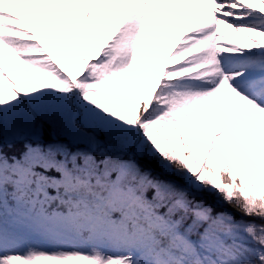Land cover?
<instances>
[{"label": "snow or ice", "instance_id": "1", "mask_svg": "<svg viewBox=\"0 0 264 264\" xmlns=\"http://www.w3.org/2000/svg\"><path fill=\"white\" fill-rule=\"evenodd\" d=\"M262 40L264 0H0V264H264Z\"/></svg>", "mask_w": 264, "mask_h": 264}, {"label": "rangeland", "instance_id": "2", "mask_svg": "<svg viewBox=\"0 0 264 264\" xmlns=\"http://www.w3.org/2000/svg\"><path fill=\"white\" fill-rule=\"evenodd\" d=\"M173 11H175V9H173ZM195 12H196V9L194 8L192 14H194ZM183 17H185V18L187 17V19H190V16H188V14H187V6L186 5H185L184 9L181 11V14H180V18H183ZM168 22L173 23L174 22V17L169 16L168 17ZM181 22L182 21H180V20L178 21V23H181ZM150 23H151L152 28L158 33L159 30H156V28L159 25L155 21H151ZM226 35L230 39L236 41L238 44L242 43L241 38L239 36H237L235 33L231 32V30H226ZM146 40H147L148 43L153 42L154 41V37H152L151 35H146ZM262 42H264V40H262ZM4 55H5L6 61H7L8 58H11L12 61L14 62V64H15L14 71H16V72L18 71L20 74L29 72L28 69L24 68V66L18 64V62L16 61V58L13 56L12 53L8 52L7 49L4 50Z\"/></svg>", "mask_w": 264, "mask_h": 264}, {"label": "trees", "instance_id": "3", "mask_svg": "<svg viewBox=\"0 0 264 264\" xmlns=\"http://www.w3.org/2000/svg\"><path fill=\"white\" fill-rule=\"evenodd\" d=\"M69 11H71V8H69ZM73 15H75V13H73ZM184 26L182 28H177L176 32H175V35L177 37H180V34L181 32L184 30ZM42 34V32H39V35ZM171 43H172V40L171 38H165V46H168L170 47L171 46ZM161 47L162 46H157L156 48H154L153 50L156 52L157 55H162V52H161ZM64 57H67V58H70V59H74V54L71 52V49H67L65 53L62 54V58ZM154 57L152 56V54H148L146 56L143 57L144 61H145V64L147 65L148 69L150 71H153V67H152V63L150 62L151 59H153ZM13 76L14 78H16V74L15 72L13 73ZM226 208H228V205H225ZM229 211H231V209L229 208ZM233 215L236 216L237 219H240V213L238 212H233Z\"/></svg>", "mask_w": 264, "mask_h": 264}]
</instances>
